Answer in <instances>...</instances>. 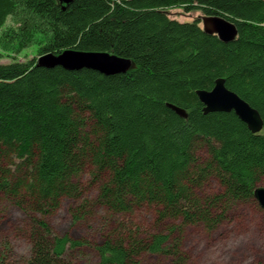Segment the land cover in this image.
Masks as SVG:
<instances>
[{
	"label": "trees",
	"instance_id": "16d2710c",
	"mask_svg": "<svg viewBox=\"0 0 264 264\" xmlns=\"http://www.w3.org/2000/svg\"><path fill=\"white\" fill-rule=\"evenodd\" d=\"M172 9L223 18L236 39L170 19ZM0 32L3 46H39L37 57L73 49L131 62L109 77L35 58L0 64V197L22 214L14 231L27 243L17 257L1 239L0 264H84L88 248L99 264H192L187 228L213 232L242 206L258 210L264 0H0ZM217 79L259 113L260 133L233 112L203 113L196 91ZM11 158L20 177L2 167ZM65 200L93 242L56 234L48 219Z\"/></svg>",
	"mask_w": 264,
	"mask_h": 264
},
{
	"label": "rangeland",
	"instance_id": "374dc122",
	"mask_svg": "<svg viewBox=\"0 0 264 264\" xmlns=\"http://www.w3.org/2000/svg\"><path fill=\"white\" fill-rule=\"evenodd\" d=\"M201 17L199 12L187 13L182 9L169 10V18L178 22H191ZM6 26H9V19ZM38 48L39 46L32 45L17 51L13 44L5 46L0 44V64L25 62L32 58L38 59ZM12 163L19 167L18 162L11 158L3 163V169L10 171L16 177H20L22 175L21 168L15 170L16 167ZM82 181L84 184H88L87 179L84 178ZM259 187L264 188V177ZM204 192L207 195L218 192L217 183H208ZM69 207L70 203L66 200L63 201L60 209L48 219L56 234L93 242L95 231L90 228L86 221L74 224L68 211ZM257 207L258 210L247 205L236 209L229 215L228 220L213 232H206L200 226L187 228L185 245L191 263L264 264V210L258 205ZM147 218L149 216L144 215L142 219L147 220ZM21 219L22 214L13 202L8 198L0 197V240H8L17 257L27 254L26 241L14 231L15 225ZM79 260H83L84 264H99L97 256L90 248L82 251Z\"/></svg>",
	"mask_w": 264,
	"mask_h": 264
},
{
	"label": "water",
	"instance_id": "95a60500",
	"mask_svg": "<svg viewBox=\"0 0 264 264\" xmlns=\"http://www.w3.org/2000/svg\"><path fill=\"white\" fill-rule=\"evenodd\" d=\"M72 0H59L67 6ZM202 30L207 35H215L222 43H231L236 39V27L223 18L217 16H202L200 18ZM131 62L106 52H81L67 49L58 55L45 54L36 60V66L44 69L60 67L66 71L91 70L109 77L126 73ZM196 96L203 106V113H231L246 125L252 134L262 131L263 123L259 113L251 108L235 93L228 90L223 79H217L210 91H196ZM176 114L185 118L182 109L168 105ZM253 199L264 210V188L257 187L253 192Z\"/></svg>",
	"mask_w": 264,
	"mask_h": 264
}]
</instances>
